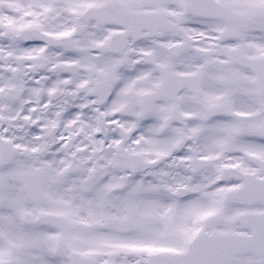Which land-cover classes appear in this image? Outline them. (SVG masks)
I'll use <instances>...</instances> for the list:
<instances>
[{
	"label": "snow or ice",
	"instance_id": "snow-or-ice-1",
	"mask_svg": "<svg viewBox=\"0 0 264 264\" xmlns=\"http://www.w3.org/2000/svg\"><path fill=\"white\" fill-rule=\"evenodd\" d=\"M0 264H264V0H0Z\"/></svg>",
	"mask_w": 264,
	"mask_h": 264
}]
</instances>
